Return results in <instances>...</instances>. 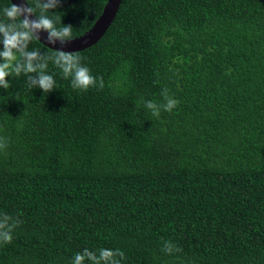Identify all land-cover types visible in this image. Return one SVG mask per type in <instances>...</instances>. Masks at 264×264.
<instances>
[{
  "label": "trees",
  "instance_id": "1",
  "mask_svg": "<svg viewBox=\"0 0 264 264\" xmlns=\"http://www.w3.org/2000/svg\"><path fill=\"white\" fill-rule=\"evenodd\" d=\"M106 2L48 15L74 38ZM79 54L102 89H73L51 61L55 90L23 74L0 88V213L20 222L0 264H71L84 248L120 249L121 264H264V0H123ZM163 89L179 104L157 119L142 100Z\"/></svg>",
  "mask_w": 264,
  "mask_h": 264
},
{
  "label": "clouds",
  "instance_id": "2",
  "mask_svg": "<svg viewBox=\"0 0 264 264\" xmlns=\"http://www.w3.org/2000/svg\"><path fill=\"white\" fill-rule=\"evenodd\" d=\"M59 4L60 0H35V7H32L26 0H13L3 8L5 19H0V88L7 90L11 86L6 77L23 74L27 77L29 90L39 88L44 93L55 90L56 81L53 75L47 73L50 61L60 69L64 79L71 78L73 89L87 91L91 87H104L103 79L94 77L90 69L81 63L79 52L55 50L51 54H43L39 49L29 50V45L34 40H40L41 32L47 34L45 39L50 45L57 42L63 45L66 41H71L72 26L62 25L61 18L54 20L48 15ZM36 9H39V15H36ZM57 21L61 24L60 27H57ZM161 97L162 103L142 100L143 107L157 119L161 111L171 112L179 104L177 99L169 95L168 89L161 91ZM6 147L7 140L0 137V150ZM19 223L18 219L0 213V243L12 242V233ZM163 251L170 255L182 249L171 241H165ZM123 259L124 252L120 249L101 248L96 252L84 248L74 255L71 264H121Z\"/></svg>",
  "mask_w": 264,
  "mask_h": 264
},
{
  "label": "water",
  "instance_id": "3",
  "mask_svg": "<svg viewBox=\"0 0 264 264\" xmlns=\"http://www.w3.org/2000/svg\"><path fill=\"white\" fill-rule=\"evenodd\" d=\"M13 2V0H9ZM123 0H107L103 10L92 27L78 37L71 38V41H66L63 45L57 42L55 45H50L45 39L46 33L41 32L40 40H37L42 45L52 50H62L65 52H79L95 45L107 32L110 25L116 18L120 5Z\"/></svg>",
  "mask_w": 264,
  "mask_h": 264
}]
</instances>
